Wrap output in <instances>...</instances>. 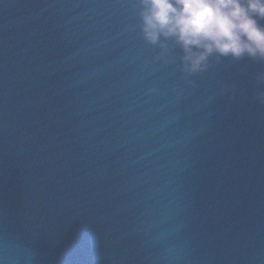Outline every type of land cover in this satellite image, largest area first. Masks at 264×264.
Wrapping results in <instances>:
<instances>
[{"label":"water","instance_id":"1","mask_svg":"<svg viewBox=\"0 0 264 264\" xmlns=\"http://www.w3.org/2000/svg\"><path fill=\"white\" fill-rule=\"evenodd\" d=\"M138 25L0 0V264H264V61L186 76Z\"/></svg>","mask_w":264,"mask_h":264},{"label":"clouds","instance_id":"2","mask_svg":"<svg viewBox=\"0 0 264 264\" xmlns=\"http://www.w3.org/2000/svg\"><path fill=\"white\" fill-rule=\"evenodd\" d=\"M138 15L145 42L181 50L186 76L206 72L213 57L264 61V0H138ZM257 97L264 103V92Z\"/></svg>","mask_w":264,"mask_h":264}]
</instances>
